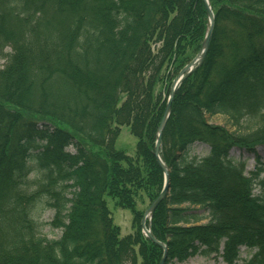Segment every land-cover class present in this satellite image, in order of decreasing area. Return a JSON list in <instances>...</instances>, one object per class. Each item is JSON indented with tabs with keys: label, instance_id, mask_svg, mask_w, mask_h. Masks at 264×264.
Instances as JSON below:
<instances>
[{
	"label": "trees",
	"instance_id": "obj_1",
	"mask_svg": "<svg viewBox=\"0 0 264 264\" xmlns=\"http://www.w3.org/2000/svg\"><path fill=\"white\" fill-rule=\"evenodd\" d=\"M210 4L207 56L162 136L170 187L150 230L165 264H239L242 248L264 264V0ZM207 28L204 0H0V264H161L138 206L164 188L154 150L167 88ZM122 127L138 139L134 156L116 149ZM196 144L207 156L192 155ZM106 197L132 212V234Z\"/></svg>",
	"mask_w": 264,
	"mask_h": 264
},
{
	"label": "rangeland",
	"instance_id": "obj_2",
	"mask_svg": "<svg viewBox=\"0 0 264 264\" xmlns=\"http://www.w3.org/2000/svg\"><path fill=\"white\" fill-rule=\"evenodd\" d=\"M214 17H215V15H214ZM214 22H215V20H214ZM213 30H214V28H213ZM212 36H213V33H212ZM205 37H206V35H205ZM211 39H212V37H211ZM189 64H187V65H189ZM182 70H180V72ZM180 72L176 75V77L173 79V81L170 84V86L167 88V92H168V94L166 95L167 104L169 102L170 92H171V88L173 86V83L176 80V78L178 77V75L180 74ZM192 74L187 76L186 79L188 77H190ZM183 82H182V84H183ZM178 90H177V92H178ZM175 96H176V94H175ZM173 101H174V99L172 100V104H173ZM165 110H166V108H165ZM165 110H164V113H165ZM171 111H172V105H171ZM170 117H171V114H170ZM207 120H208V123L211 126H218V127L227 126V119L223 118V117H215V118L209 117V118H207ZM137 143H138V139L132 135L130 128L129 127H122L121 131H120V135H119V137H118V139L116 141V149L119 150V151H123L124 153L128 154L129 156H134L135 155V151H136ZM69 151L73 152L72 149H70ZM209 151H210V149L206 145L196 144L195 146H193L191 153H192V155L197 156L198 158H203V157L207 156ZM257 151H258V155L261 157L262 161L264 162V147L258 148ZM232 156L234 158L241 159L243 161H247V169H246L247 174H250L251 172L256 170V162H255V157L253 155H249L247 153H243V152H241L239 150H234L232 152ZM160 158H161V154H160ZM258 191H259V187L256 188V192H258ZM106 202H107V205H108V209L112 213V217H113V221H114L115 225L118 226L120 228V230H121L122 237H125V236H128V235L132 234V232H133L132 231V220H133L132 212L130 210H126V209H122V208L118 207L116 205V201H114V200H112L110 198L106 197ZM151 204L152 203H150V202H146L143 205L139 204L138 209L140 211L147 210L150 207ZM197 213L200 214V215H204L203 212H197ZM144 215H145V213H144ZM38 216H39L38 220H40V222H42L44 225H46V227L44 229V235L49 240H57V239H59L61 237V231L53 230V229H51L48 226V224H50L52 222V220H53V217H54L53 212H50V211L39 212ZM143 218H144V216H143ZM207 222L208 221H205V222H203V224H205ZM141 228H142V222H141ZM156 246H158V245H156ZM165 246L167 247V245H165ZM163 253H164V250H163ZM252 254L253 253L249 252L246 248H242L241 249V255H240L239 264H247V262L251 259ZM167 256H168V247H167ZM167 256H166V259L164 261V264H165V262L167 260ZM163 257H164V254H163ZM171 264H225V263L222 261L221 258H214V257H209L208 258V257L202 256V255H197V256L187 260L184 263L173 262Z\"/></svg>",
	"mask_w": 264,
	"mask_h": 264
},
{
	"label": "water",
	"instance_id": "obj_3",
	"mask_svg": "<svg viewBox=\"0 0 264 264\" xmlns=\"http://www.w3.org/2000/svg\"><path fill=\"white\" fill-rule=\"evenodd\" d=\"M204 2L206 5L207 14H208V28H207V32H206V37H205L204 42L202 44L201 50L199 51L196 58L180 72V74L178 75V77L174 81L173 86L171 88V92H170L169 102L166 106L165 113L163 115V118L161 120V123H160V125L158 127V131H157V141H156V147H155L154 155L157 159L159 167L161 168V170L164 173L165 185H164L162 193L151 204L149 209L145 212L144 218L142 220L143 233L154 244L158 245L160 248H162L164 250V257H163L161 264H164V261L166 259L167 247L164 244L158 242L152 236L151 231L147 227V221H151L155 210L158 208V206L164 201V199L168 195V191H169V187H170L169 170H168L167 166L162 162V159L160 158V154H161V147H162V135H163L164 130L166 128L167 122L170 118L172 100L174 99L177 90L181 86L182 82L186 79V77L189 76L190 74H192L198 67H200L203 64V62L207 56L209 47H210L215 17H214V13L212 11V7L210 5V0H204Z\"/></svg>",
	"mask_w": 264,
	"mask_h": 264
},
{
	"label": "bare ground",
	"instance_id": "obj_4",
	"mask_svg": "<svg viewBox=\"0 0 264 264\" xmlns=\"http://www.w3.org/2000/svg\"><path fill=\"white\" fill-rule=\"evenodd\" d=\"M164 163V162H163Z\"/></svg>",
	"mask_w": 264,
	"mask_h": 264
}]
</instances>
